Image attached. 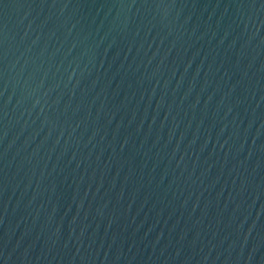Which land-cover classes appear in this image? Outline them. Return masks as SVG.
Here are the masks:
<instances>
[{"label":"water","instance_id":"water-1","mask_svg":"<svg viewBox=\"0 0 264 264\" xmlns=\"http://www.w3.org/2000/svg\"><path fill=\"white\" fill-rule=\"evenodd\" d=\"M0 264H264V0H0Z\"/></svg>","mask_w":264,"mask_h":264}]
</instances>
